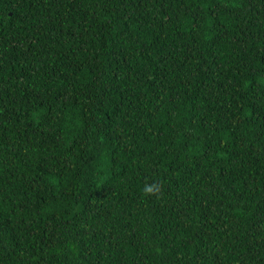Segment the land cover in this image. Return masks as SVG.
Returning a JSON list of instances; mask_svg holds the SVG:
<instances>
[{"label": "trees", "instance_id": "1", "mask_svg": "<svg viewBox=\"0 0 264 264\" xmlns=\"http://www.w3.org/2000/svg\"><path fill=\"white\" fill-rule=\"evenodd\" d=\"M0 264H264V0H0Z\"/></svg>", "mask_w": 264, "mask_h": 264}, {"label": "clouds", "instance_id": "2", "mask_svg": "<svg viewBox=\"0 0 264 264\" xmlns=\"http://www.w3.org/2000/svg\"><path fill=\"white\" fill-rule=\"evenodd\" d=\"M145 191H146V192H151V191H152V187H151V186H147V187L145 188Z\"/></svg>", "mask_w": 264, "mask_h": 264}]
</instances>
